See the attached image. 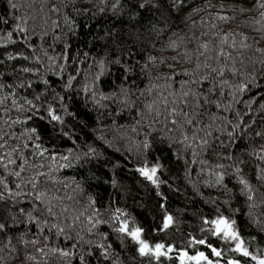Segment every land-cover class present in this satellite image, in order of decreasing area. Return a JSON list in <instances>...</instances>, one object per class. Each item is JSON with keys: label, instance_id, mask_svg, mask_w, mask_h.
Returning <instances> with one entry per match:
<instances>
[{"label": "trees", "instance_id": "1", "mask_svg": "<svg viewBox=\"0 0 264 264\" xmlns=\"http://www.w3.org/2000/svg\"><path fill=\"white\" fill-rule=\"evenodd\" d=\"M174 2L178 7H173ZM256 2L211 0L215 5L222 3L223 10L206 9L188 20L192 9L204 6L205 0H190L183 5L178 0H149L144 8L139 5L145 0H119L115 9L112 5L116 0H11L18 5L16 9L10 6V0H0V96L7 97L0 104V135L16 134L4 135L8 144L0 149V155L20 145L12 157L16 164L5 169L0 163V223L5 224L0 230V264H180L181 250L189 254L204 251L209 258L217 259L206 246H193V238H206L223 249V256L218 258L221 264L229 258L255 264L229 251L234 245L212 235L209 229L213 225L205 221L217 216L234 220L249 250L259 249L264 254V160L259 158L264 155V135H256L264 134V77L257 74L256 83L238 94L239 102H233L229 110L224 106L232 102L231 88L221 85L215 74L198 89L194 84L186 86L200 91L201 107L195 108L191 98L190 106L181 105L194 117L193 125L185 124V130L191 135L197 128L212 125L209 144L197 148L196 156L192 148L180 142L179 128L163 115L153 120L155 112L149 114L146 106L153 100L159 102L161 92L168 96L180 91L181 81L189 79L180 74L181 69L192 70L195 57L192 63L182 55L175 61L171 57L182 53L185 45L193 52L204 41H211V47H215L219 37L212 32H243L253 48L240 51L246 58H260L255 47H264V31H257L262 25L254 21L260 19L264 9L254 7ZM54 5L59 12L51 10ZM241 6L251 10L241 13ZM217 11L235 19L216 22L217 28L211 29L208 13ZM65 16L69 18L67 23ZM201 17L204 24L200 23ZM192 21H196L195 27ZM17 24L27 27V32L17 29ZM203 32L208 35L202 36ZM181 36L185 44L180 49H167L170 40ZM227 50L236 55L235 50ZM9 54L15 59H8ZM150 55L165 57V63L157 61L154 66L148 60ZM209 63L217 66L214 60ZM252 68L249 64L248 70ZM173 72L176 75L171 88L163 78L157 79L160 73ZM98 73L102 74L96 79ZM223 79L238 83L241 77L226 72ZM122 87L128 91L129 103L123 102ZM12 93L17 103L24 105L22 110L12 106ZM203 96L208 97L207 102ZM25 98L32 100L34 107L27 105ZM245 102L251 103L250 112ZM49 105L63 117V124L50 121ZM159 106L163 111L164 106ZM237 110L244 123L233 129L227 120L237 123ZM17 117L24 123L11 127L4 124V120L11 124ZM177 119L184 121L183 116ZM28 128H36L39 139L33 135L28 140L24 134ZM228 132L234 135L229 137ZM199 135L203 137L204 132ZM25 141L28 147H24ZM36 143L48 149L43 157L35 154ZM21 153L28 164L16 177L13 172L19 171L23 163ZM40 164L44 166L33 167ZM145 166H159L155 176L158 185L140 173ZM50 168L53 171L48 174ZM36 172L47 175L38 177L33 189L29 181ZM220 172L224 178L218 182ZM240 176L252 185V199L240 183ZM39 191H46L48 198L61 197L52 200L55 215L46 211V201L36 200ZM29 213L37 219L30 220ZM89 216L103 222L93 224ZM168 216L172 222L165 228ZM121 220L128 221L129 229L142 228L141 237L150 245L162 243L172 246V251L158 260L142 256L138 242L118 231ZM56 224L64 228L63 233L57 231ZM22 240L39 242L25 245ZM100 243L107 249L106 254L98 247ZM40 248L43 253L38 251ZM53 248L70 249L75 255L65 257L51 251Z\"/></svg>", "mask_w": 264, "mask_h": 264}, {"label": "snow or ice", "instance_id": "2", "mask_svg": "<svg viewBox=\"0 0 264 264\" xmlns=\"http://www.w3.org/2000/svg\"><path fill=\"white\" fill-rule=\"evenodd\" d=\"M101 2H105V0H101ZM180 5L185 4L186 2H190V0H178ZM149 3V0H145V3H141L139 5L140 8H144L145 4ZM119 4V0H116V3L112 5V8L115 9L117 5ZM10 6L13 9H16L18 7L17 4L11 3L10 0ZM158 7V5H156ZM173 7H178L177 3H173ZM219 7L221 10H223L224 5L221 3L220 5H215L211 3V0H205V5L201 7H195L192 9V12L189 13L187 16L188 20L192 19L193 15L199 14L201 12H204L206 9H211V8H217ZM234 7V6H230ZM254 7L259 8V9H264V0H257L256 4ZM53 12H59V8L56 7L55 5L51 9ZM104 9L101 8L100 11H103ZM251 9H246L243 6L239 8V11L241 13L245 11H250ZM210 19L208 22V26L211 29H216L217 28V23L216 22H229L233 19H235L234 16H229L226 14H223L222 11H217L215 14H212L211 12L208 13ZM260 19L255 20L254 22L257 24H261V28L256 29L257 31H264V11H261L260 14ZM21 19H23L21 17ZM69 21V18L65 16V22L67 23ZM53 25H57L56 21H52ZM74 23V22H73ZM201 24L205 23L204 17H201L200 20ZM58 26V25H57ZM196 26V21H192V27ZM17 29H22L24 32H27V27L23 26L22 24H17L16 25ZM9 39L12 37V33L9 32L8 34ZM202 36L208 35L207 32L201 33ZM213 36H218L219 37V43L215 47H211V41H204L201 42L198 47L195 49V51H190L187 46H184L183 52H177V55H174L171 57L172 60H178L179 57L182 55L184 60L187 63H192L193 62V57H195V67L192 70L188 69H181V73L184 76H187L189 79L181 81V88L179 92L172 91L169 93L168 96H165L162 92L159 94V102L157 100H153L151 103H149L146 107L148 109L149 114L155 112V116L153 117V120H155L157 117L164 116V119L167 121H170V123L173 126H177L180 130V142L185 144L186 147L192 148V155L196 156L197 148H204L209 144V140L207 137H210L212 135V125H206L204 129H199L197 128L196 131H193L191 135L188 134V132L185 130L184 125H193L194 122V117L188 112L185 111L183 106H190V98L192 103H194L195 108L201 107L200 104V99H201V93L198 90H194L191 87H187L188 85H197V89L201 85L203 81L209 80L212 78V74H215L216 78H220V84L221 85H228L231 88L230 95L232 97V102H230L228 105H225V109L229 110L234 106L233 102H239L237 100L238 94H243L245 91L248 90L249 84H255L257 80V74L260 76L264 77V47H255V52L260 53L261 56L258 59H253L252 57H245L244 53L240 50H248L253 48V44L248 43L249 37L245 35L243 32H212ZM237 37L240 39L237 40ZM261 39H264V36L261 37ZM256 44H259V41H255ZM185 41L184 38L181 36L177 40H170L167 49H170L172 51H177L180 49L181 45H184ZM231 49L236 51V55H233V51H229L226 49ZM164 49H162L163 51ZM212 53H215L213 56ZM18 55H23V54H18ZM200 57H204V60L202 61ZM221 58H223V62H221ZM8 59H15L14 56L10 55L8 56ZM24 59H27V57H24ZM37 59H39L37 57ZM51 59V58H50ZM66 59V56H65ZM148 60L155 66L157 64V61H159L160 64L165 63V57L160 56H153L150 55L148 57ZM209 60H214L216 62V67H213L211 63H209ZM118 62V61H117ZM239 64V66H237ZM251 64L253 66L252 71L248 70V65ZM259 64L260 67L256 68L255 65ZM101 67L103 68V62H101ZM148 65L145 64L144 68H147ZM167 67L169 69H174V65L168 64ZM205 70V71H202ZM24 71H30V69H23ZM230 73L233 77L240 76L241 80L238 83H232L230 80L223 79L225 74ZM102 73H98L96 79H99V76ZM176 73L173 72L171 74L167 73H160L157 76V79L163 78L166 82V86L168 88H171V81H174ZM70 80L73 79V77L69 78ZM3 85H0V88H2ZM20 87H23V84L20 85ZM155 87V85L153 86ZM87 90V89H86ZM213 89H209V91H213ZM149 92L152 91V89H148ZM121 92L124 93V103H129V95L128 91L125 90L123 87L121 88ZM95 94V93H94ZM13 96L12 99V106L18 108L19 110H22L24 108V105L18 104L17 100L15 99V93L11 94ZM107 98V97H105ZM171 98V99H170ZM7 99L5 96H0V104L4 103V101ZM203 99L205 102L208 101L207 96H203ZM254 102V101H252ZM25 103L27 105L33 106V101L32 100H27L25 98ZM217 107L220 106L219 101L216 102ZM246 106L248 107V111H251V103L250 102H245ZM159 105H163V111L161 110ZM261 108L264 109V104H261ZM30 110V109H29ZM5 112L9 111V109H4ZM164 113H167V115H164ZM47 114L48 117L50 118V121L57 122L59 124L64 123V119L61 115H59L56 111L55 108L52 107V105H49L47 108ZM184 117L183 123L178 120V117ZM236 116L238 118L237 123H232V121L227 120L226 117H223L221 119L227 120V123L231 125L233 129L239 128L241 124L244 123V117L241 115V113L237 110L236 111ZM27 119H30L28 117ZM213 119H216V117H213ZM18 123H24L23 120H21L19 117H17L14 120H11V124H9L8 120H4V124L8 125L11 127L12 125L18 124ZM198 123V122H197ZM255 123V121H253ZM170 131L175 130L169 129ZM203 131L204 136L201 137L199 135V132ZM27 135L28 140L33 139V135L37 134V129L36 128H28L25 129V133ZM4 135H10V136H15V133H4L0 135V141H3V143H0V149H5V146L8 144L7 140H4ZM67 135V133H65ZM229 137H232L234 135V132H228ZM257 136L264 135L261 132L256 133ZM36 138L39 139L38 135H36ZM198 141V143H197ZM34 148L36 149V155H39L43 157L46 152H48L47 148L42 147V145L36 143L33 145ZM149 145L147 142L145 143L144 147L147 148ZM24 147H28L27 141L24 143ZM20 148V145H14L10 149H6L4 155H0V163H3V167L5 169L8 168L9 164H16V160L13 159V153H15L18 149ZM262 151H264V146H262ZM21 158L23 159V163L19 166V171H14L13 175L16 177H20L21 173L25 171V165L28 164V160L23 157V154L21 153ZM261 160H264V155H261L259 157ZM51 159L53 161V164L55 163V156H51ZM61 159H67V157H62ZM6 161V162H5ZM44 165H33V167H40L42 168ZM61 166H66V165H61ZM159 166H154L152 168L148 167H142L139 169L140 173L145 176L147 179H149L153 184L158 185L157 179H155L157 168ZM222 167V166H221ZM53 171L52 168L49 169V173ZM237 173L241 172L240 168L236 169ZM264 171V170H262ZM47 175L44 172H36L35 175L32 177V179L29 181V183L32 184L33 189L36 188L37 183H38V177L45 176ZM224 178V173L220 172L217 174V181L220 182ZM240 183L244 186V189L247 190L249 193V199H252V185L250 182L245 179L243 176H240ZM19 187V185H18ZM36 200L45 202L46 201V211L50 215H55V212L53 211L52 207V200H60L61 197L53 196L51 198H48V193L46 191H39L35 194ZM47 198V200H46ZM71 199V197H69ZM94 203V201H93ZM23 211V209H21ZM117 213L120 212V209L116 210ZM29 219H37L35 217H32L31 214L29 213ZM78 219V217H76ZM89 222H92L93 224H98L102 223L103 221L100 220H95L93 221V217L89 216L88 217ZM172 222V217L168 216L166 218L164 227L167 228L168 225ZM45 223H47L45 221ZM205 223H210L213 225L209 231L212 233V235L218 237L220 240L225 241V242H230L234 245V247H230L229 251L234 252L239 254L241 257H246L250 258L251 261H254L255 264H264V254L260 253V250L257 249L255 252L250 251L248 246L245 244V241L243 237L240 235L239 231L235 228V221L230 220L227 217L224 216H217L215 219L208 221L206 220ZM121 226L119 227L118 231L121 233H126L128 236H130L133 240L137 241L139 244V252L142 256H154L157 260L160 258V256H168L169 253L172 251V246H165L162 243H157L155 246H152L141 237V234L143 232V229L140 227H134L132 229H129V224L127 220H121L120 221ZM56 227L57 231L60 233L64 232V228L56 224L54 225ZM5 228V224L0 223V230H3ZM70 238V237H66ZM82 239V238H81ZM36 244L39 241L38 240H22V243L27 245L28 243ZM8 243L11 244V238L9 237ZM88 243H91V241H88ZM195 245H204L208 249L211 250V255L217 259H211L209 258V255H207L204 251H196L195 254H189L187 250H181L179 254V261L180 264H221V260L218 259L223 256V249L214 247L212 244L207 242V239H195L193 238V246ZM75 247V245H73ZM99 248L104 249L105 254L107 253V249L105 248L103 243H100L98 245ZM2 251V249H0ZM39 252L43 253L44 249L40 248L38 249ZM53 252H59L62 256L65 257H70L74 256L75 253L73 251L69 250H64L61 248H53L51 249ZM28 259L35 260V256H28ZM170 258V257H169ZM80 260L83 262L84 261V256H80ZM227 264H241V259L239 258H229L227 261Z\"/></svg>", "mask_w": 264, "mask_h": 264}, {"label": "flooded vegetation", "instance_id": "3", "mask_svg": "<svg viewBox=\"0 0 264 264\" xmlns=\"http://www.w3.org/2000/svg\"><path fill=\"white\" fill-rule=\"evenodd\" d=\"M206 253V252H205ZM223 264H227V263H223Z\"/></svg>", "mask_w": 264, "mask_h": 264}]
</instances>
